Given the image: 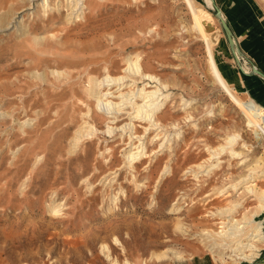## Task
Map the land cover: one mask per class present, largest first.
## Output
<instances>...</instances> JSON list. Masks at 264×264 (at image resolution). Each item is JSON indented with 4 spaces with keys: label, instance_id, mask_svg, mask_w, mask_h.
<instances>
[{
    "label": "rangeland",
    "instance_id": "obj_1",
    "mask_svg": "<svg viewBox=\"0 0 264 264\" xmlns=\"http://www.w3.org/2000/svg\"><path fill=\"white\" fill-rule=\"evenodd\" d=\"M42 1L0 0V264H111L103 242L121 264H250L215 259L202 238L206 229H221L222 218L213 212L232 199H244L238 218L257 205L243 187L222 190L250 167L264 168V134L257 137L214 80L204 42L182 30L192 22L185 0H86L79 19L70 18L66 0H50L48 11ZM196 1L214 15L212 1ZM216 2L244 54V69L251 71V60L264 72V0ZM211 26L218 28L214 55L223 76L242 98L264 106V80L241 71L216 16ZM136 53L170 84L162 121L168 133L174 132L171 123H179L182 135L161 150L164 131L152 140L157 130L151 129L147 157L133 169L124 158L128 135L107 133V120L85 88L90 75L103 77L105 66L119 73ZM123 87L126 92L136 84ZM183 98L194 102L185 110ZM87 106L99 132L74 147ZM119 118L120 124L128 121V113ZM136 123L143 129V121ZM234 133L241 136L235 147L246 162L226 151L210 173L197 166L207 163L209 146ZM166 163L173 172L158 182ZM258 177L264 188V173ZM116 191L118 205L109 208ZM52 197L62 204L59 212L48 205ZM167 248L182 258L156 257Z\"/></svg>",
    "mask_w": 264,
    "mask_h": 264
},
{
    "label": "bare ground",
    "instance_id": "obj_2",
    "mask_svg": "<svg viewBox=\"0 0 264 264\" xmlns=\"http://www.w3.org/2000/svg\"><path fill=\"white\" fill-rule=\"evenodd\" d=\"M185 2L191 11L192 22L189 26L183 25L182 30L186 32H193L195 37L204 42L207 53L208 68L211 75L224 89L225 93L235 103V105L240 108L243 115H245L247 126L253 128L257 137H259L262 133L264 134V106L251 97L247 99L242 98L236 92L234 86L231 85L223 76L214 55V47L218 43L219 39L218 28L214 29L211 26L212 21L215 20V16L209 9L201 7L196 0H185ZM204 2L208 3V0H204ZM42 5L45 11H48L50 9L49 6L51 5L50 0H43ZM63 5L70 8V12L68 14L71 19H79L84 16L85 8L87 6L86 0H66ZM56 8L59 9L58 6ZM26 31L27 30L23 27L22 33H26ZM125 64L126 67H124L121 72L116 74H113L110 71V68L105 66V74L103 77L90 75L85 89L89 95L96 98L97 108L107 120V133L112 135L115 132H119V135L122 137L128 135L130 140L128 142L129 145L123 149L125 151L124 158L127 164L126 166L135 169L137 167L136 162L138 160H142L143 157H147V138L150 137L151 129H153V131L155 129L157 130L156 134H154L152 138L150 137L152 140L156 139L159 135L161 136V133L164 131L163 137L165 139L161 144H159L160 147H162L161 150H163V148L166 147L167 144L170 143L176 136L180 137L182 135V129L179 126V123L174 122L171 123V128H174V132L172 131L173 133H168L167 125H165L162 121L165 107L167 106L168 100L173 93L171 91L170 84L167 82L165 83L161 77L158 76V74L147 70L143 63V57L140 53L128 55L126 57ZM52 73L57 76H61L64 74V70L60 68H53ZM34 75L39 78L43 77V73L41 72H36ZM129 78H131L132 84L129 83L130 81L128 82ZM138 83H142V85H139ZM134 84H136L135 89L131 88L126 92L123 91V86L128 87ZM193 103L194 102L191 99H182V106L184 110L192 106ZM87 108L88 110L84 112L83 121L80 123L79 127L72 136L74 147L80 145L85 139L92 140L98 135L99 127L94 120L93 111L90 107L87 106ZM128 108L130 110H127ZM123 112L128 113L129 120L120 124L118 121ZM188 115L191 117V114ZM136 120L144 122L143 129L137 127ZM27 121L28 120L22 122L20 121V127L26 125ZM240 139V134L234 133L225 138L224 144L222 143V145L218 147L209 146L208 152L210 157L207 159V163H200L197 166L199 168H203V171L210 173L213 169L220 166V154L226 151H228L232 157L241 156V158H243L244 154L243 151H241L242 149L238 150L235 147ZM242 145L245 147L247 146L246 142H243ZM108 148L110 149V147ZM37 160H39V158H37ZM242 161L246 162V158H243ZM172 172V166L169 163H166L160 171L158 182H161L166 175ZM263 173L264 168L259 169V165H256V167L252 166L249 168V172L242 176L239 181L233 182L231 185L226 187V189L222 190V192H227L228 188L232 186L238 191L243 187V191H247L248 193H252L251 195H255L257 205H255L254 209H247L243 216L238 218L235 216V212L239 207H246L244 206V199L242 201L237 198L232 199L230 201V205L222 209H218L217 212H213L214 215H218L222 218L221 221L219 220V227H221V229H206L204 231L205 237L202 238V241L213 251L215 259L219 258L223 262L230 259L233 263L247 262L250 264H264V261H258L260 251L263 249L260 246V243L264 244V216H261L264 214V188H259L256 183V178L258 176L260 177ZM132 176L134 177L133 174ZM239 185L240 187H238ZM121 191H124L123 187L121 188ZM119 192L114 193L111 196V206L109 208H112L113 205H118L120 198ZM51 196H53V194ZM51 202L52 203H49L48 205L52 209V212H59L62 204L56 203L55 198H53ZM177 203L178 202L172 204L174 205L173 208L177 207L175 206ZM115 239L117 241L119 240L118 238ZM101 246V249L103 248L102 251L105 252L104 254H106L111 264H121L117 257H112L110 245L103 242ZM122 248H124V245H122ZM155 253L157 258H163L169 255V253H173V256L176 257V259H180L183 256L180 251L170 248H167L162 252ZM123 264L132 263L129 259H125Z\"/></svg>",
    "mask_w": 264,
    "mask_h": 264
},
{
    "label": "water",
    "instance_id": "obj_3",
    "mask_svg": "<svg viewBox=\"0 0 264 264\" xmlns=\"http://www.w3.org/2000/svg\"><path fill=\"white\" fill-rule=\"evenodd\" d=\"M212 4H213V10H214V15L219 19L222 29L226 35L229 47L234 55L235 60L237 61V63L239 64V68L241 69V71L246 74V75H257L259 76L262 80H264V72L262 70H260L254 63L253 61L249 60L250 65H251V71H246L244 69V66L242 64V61L244 59V54L242 52V50L240 49L234 32L231 28V26L229 25L228 21L226 20V17L224 16L223 10L220 8V6L217 4L216 0H211Z\"/></svg>",
    "mask_w": 264,
    "mask_h": 264
}]
</instances>
